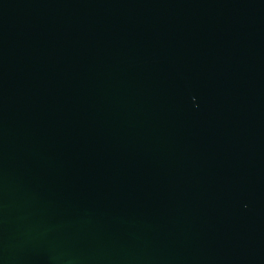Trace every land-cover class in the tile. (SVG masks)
I'll list each match as a JSON object with an SVG mask.
<instances>
[{
    "label": "water",
    "instance_id": "water-1",
    "mask_svg": "<svg viewBox=\"0 0 264 264\" xmlns=\"http://www.w3.org/2000/svg\"><path fill=\"white\" fill-rule=\"evenodd\" d=\"M0 264H264V0H0Z\"/></svg>",
    "mask_w": 264,
    "mask_h": 264
}]
</instances>
